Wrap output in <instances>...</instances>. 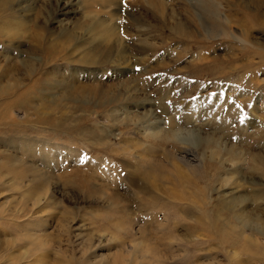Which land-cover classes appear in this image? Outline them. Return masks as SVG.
Segmentation results:
<instances>
[{
	"label": "rangeland",
	"instance_id": "rangeland-1",
	"mask_svg": "<svg viewBox=\"0 0 264 264\" xmlns=\"http://www.w3.org/2000/svg\"><path fill=\"white\" fill-rule=\"evenodd\" d=\"M176 125L199 152L154 139ZM6 163L46 182L16 222L52 239L40 264H261L243 230L264 234V0H0Z\"/></svg>",
	"mask_w": 264,
	"mask_h": 264
},
{
	"label": "bare ground",
	"instance_id": "bare-ground-1",
	"mask_svg": "<svg viewBox=\"0 0 264 264\" xmlns=\"http://www.w3.org/2000/svg\"><path fill=\"white\" fill-rule=\"evenodd\" d=\"M148 130H149V128H148ZM153 132H156L157 133V130L156 131H152V133ZM153 134H155V133H153ZM153 134H152V136H153ZM162 134H163V132H162ZM148 136L150 137V135H148ZM150 138H152V137H150ZM154 138H156V137H154ZM158 138L161 139L160 137H158ZM134 145L135 146H138V145H136V143H134ZM138 156H139V154H138ZM15 160H16V158H15ZM0 165H2V164H0ZM10 167H9V164L4 165V166H0V193H5V192L6 193H9L12 198H13V195L15 193L18 194V195H20L19 197L16 196L17 198H19V201H17L19 206L16 205L19 208H17L16 213H13V211H11L9 209H5V210L4 209H0V225L4 226V229L3 230L1 229L2 231H6L7 230V231H10L12 234H14L13 240L14 241L15 240L16 241H19V249H20V252L17 255H12L10 252H7L6 253L4 251V249L7 250V251H9V248L6 247L7 245H9L8 244L9 241L5 243V247L4 248L0 245V264L34 263V261H38V264H40L42 262V260H36V259H37L38 256L39 257H43V258L45 257V255L48 252V250L50 248H52V239L50 238L49 234L48 235L47 234H36L37 232L33 231V229L27 230V228H29V226L26 227V229H24V230H19L17 228L18 226H17V223L16 222L18 221V217H19L17 215V212L18 211H23V208L27 207V205H30L31 206V209H33V210H37L39 208V209H42V210L47 211V209H45V206H47V202H48L47 201L48 200V196H46V192H47L46 182H45V180H42L41 178H39L37 176V178H39V179H37V180L35 179L34 184L29 185L26 182L25 178L23 177V174L22 175L15 174V172H12L11 171ZM14 175H16V176H14ZM178 177H180V176H178ZM32 183H33V181H32ZM13 200H15V199H13ZM231 200H232V198H231ZM17 202H15V203H17ZM230 203L232 204V202H230ZM235 203H236V205L238 204L237 202H235ZM231 204H229V205H231ZM236 205L234 207H236ZM232 207H231V209H232ZM234 207H233V209H234ZM25 210H26V208H25ZM28 210H29V208H27V212H28ZM227 211L228 212H231L229 210H227ZM232 212H234V211H232ZM245 214L246 213H244L243 215L244 216H247L248 215V214H246V215ZM260 214L262 215V211L260 212ZM23 215H26V213H23ZM261 215L259 217L257 216L256 218H251L249 216V219L252 220V221H254V222L259 221V223L261 225H264V218H262ZM237 216H238L237 218L241 217V215H237ZM232 217H234V216H232ZM242 218H244V217L242 216ZM232 220H234V222H235V218L234 219L232 218L231 221ZM239 220H241V218ZM27 223H29V222H27ZM127 223L128 222L121 223V225H124L125 230H127V228H126ZM24 224H26V223H24ZM47 224H48V220H45V225L44 226H46ZM257 225H258V223H257ZM241 226L244 227V223H242ZM235 227L237 228L238 226H235ZM259 227H260V225H259ZM23 228H25V227H23ZM233 228H232V230H234ZM248 230L251 232V229H248ZM243 235H244L243 236V241H244V238H245L246 239L245 241H247V244H248L247 246H244V248L245 249L248 248L249 245L250 246H253V247H255L257 249V251H260L261 254L264 257V234L261 233L260 231H257L255 229H253V232L252 233H245L244 230H243ZM237 236H236V238H239V235H237ZM241 238H242V236H241ZM241 238H239V239H241ZM140 246H141L140 248H142V250H145L146 252H148L150 250H151V252H153L152 249H150L152 247L149 248L148 245L145 244V243L140 244ZM255 248H254V250L256 251ZM251 250L252 249H250V247H249L247 250H245V252H248V253L250 252L251 253ZM235 251L236 250L232 251V254L233 255H239ZM255 251H253V252H255ZM251 254H253V253H251ZM157 257L160 258L159 256H157ZM143 258H145V256ZM143 258L141 257V259H143ZM147 258L149 259L151 257L149 256ZM152 258L154 259V257H152ZM147 260L145 259V261H147ZM154 261H156V260L154 259ZM159 261H161V260H159ZM121 262H120V264H121ZM144 264H146V263H144ZM160 264H162V263H160ZM261 264H264V262H262Z\"/></svg>",
	"mask_w": 264,
	"mask_h": 264
},
{
	"label": "clouds",
	"instance_id": "clouds-1",
	"mask_svg": "<svg viewBox=\"0 0 264 264\" xmlns=\"http://www.w3.org/2000/svg\"><path fill=\"white\" fill-rule=\"evenodd\" d=\"M176 150H187L199 152L203 143V137L199 130L195 127H187L184 125H176L169 128L168 134L163 139L154 138Z\"/></svg>",
	"mask_w": 264,
	"mask_h": 264
},
{
	"label": "snow or ice",
	"instance_id": "snow-or-ice-1",
	"mask_svg": "<svg viewBox=\"0 0 264 264\" xmlns=\"http://www.w3.org/2000/svg\"><path fill=\"white\" fill-rule=\"evenodd\" d=\"M139 70V69H138ZM177 93H173V95H176ZM211 97H217L218 99H220L221 100V103H223L224 102V93L223 92H221V93H219V94H217V93H212L211 94ZM211 97L209 98V103H211ZM192 99H197V97H192ZM229 103H233V104H235V101H228ZM168 104L169 105H171L172 104V102L171 101H168ZM235 107L236 108H240L241 106L239 105V104H235ZM179 119V118H178ZM240 122L241 123H243L244 122V117H241V120H240ZM87 159V157H81V159H80V162L81 163H84L85 162V160Z\"/></svg>",
	"mask_w": 264,
	"mask_h": 264
}]
</instances>
